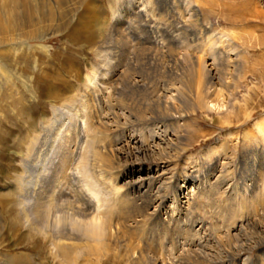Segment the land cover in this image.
<instances>
[{
    "label": "bare ground",
    "instance_id": "obj_1",
    "mask_svg": "<svg viewBox=\"0 0 264 264\" xmlns=\"http://www.w3.org/2000/svg\"><path fill=\"white\" fill-rule=\"evenodd\" d=\"M63 1L1 0L0 94L3 97L0 98L13 99L12 96L5 97L12 92L11 87L13 88L15 83V81H12L11 75H16V72L14 74L11 68L19 70V78L23 77L21 74L25 70L32 69L34 71L35 67L37 68L40 65L36 63V53H45L47 50V46L40 41L46 36L47 26L38 27L36 25L37 20H39V23L42 21L57 23L56 25L51 23L52 25L48 26L49 29L51 27L62 28L64 25V22L61 23V5ZM72 2L74 3V1ZM81 2H83L82 9L85 8L87 13L91 12L87 1L83 0ZM153 5V2L147 0H137L136 7L128 14L126 19L129 20L133 15L142 16V10L139 9V6L151 9ZM194 16H196V21L192 28V38L195 41L202 38L203 43L213 40L212 34H207L209 31L215 32L216 29L211 30L208 23L202 24V19L198 18V14H194ZM94 17L91 23L92 26L81 20L73 25L69 38L75 44L84 43L86 47H89L91 46V43H89L91 33L97 31L100 45L93 50L100 55L101 64L105 62L106 52L108 51L110 54L109 61L103 65L111 67L113 59L116 62L118 55L124 52L123 48H119V45L124 43L120 36V29L110 23L106 25V22L98 15H94ZM219 30L224 29L219 28ZM35 40H38L39 43L32 44L31 42ZM231 41L228 37L217 39V45L225 55L219 52L221 55L219 60L217 58V61L220 63L218 62L213 68L208 69L205 67L206 70L201 71L199 57H196L195 67L192 65L194 60L191 61V64L187 65L189 72L187 83H184L182 77H171V82L167 81V83L163 80L162 86L157 87L156 80L153 79L152 82L144 81L142 75L117 83L115 80L121 70L116 68V71L110 72L104 69V71L98 73L96 67H91L90 70L93 71L96 79L94 77V81L91 79L83 81V88L89 91L92 98H98L99 102L104 97L107 98L111 107L116 110L111 114L112 117L109 116L112 131L115 132L119 126L130 129L128 135L124 136L122 134L123 136L117 139L115 149H113L115 153L124 157L126 164H130L131 167L148 157L154 159V156H157V161H153V175L145 177L139 175L131 181L129 180L130 189L114 191L113 199L110 198L108 203L102 202L101 207L96 203L94 204L87 192L88 189H84L82 185L78 186L75 183L71 188L68 186L72 183L77 170L73 171L74 166L82 160L84 143L92 139L89 133H91L93 116L88 117L89 114L82 118L79 116L81 119H75L74 127L71 128L68 125V120H71V117L67 115L64 118L63 110L64 108L73 107L75 103L81 101L79 90L76 89V93L66 100L61 94L64 89L71 88L70 84L63 82L64 85L49 87L47 83H39L37 91L40 92V95L49 98L48 101L51 102L52 106L51 114L49 117H45L44 114L39 116L40 134H35L26 146L29 156L26 174L16 176V187L11 194L4 195L5 198L0 200L2 205H7L9 212L6 223L0 220V246L4 240V228L15 232L21 226L26 229L22 236H30L32 240H38L37 235H40L43 240L46 239L54 252V256L56 255V258H58L59 264H96L94 263L95 259L98 260L100 257L105 256L108 251L112 250V244L118 240L124 242V246H122L123 249L125 247L124 256L129 264H163V257L160 259L159 256L160 253L166 251V248L179 253L178 236H181L180 238L189 246L184 253L186 254V261L192 262V264H220L223 259L225 261L221 264H225V262L234 264V261L239 257L237 252L239 248L248 246L249 243H254L256 246L263 244L264 175L260 170L261 165L264 163V115L257 119L254 124L258 131L257 140L259 144L253 151L255 153L251 157L252 161L250 162V158L244 155L240 162L239 173L225 171L222 167V169L216 170V164L207 162L208 157L215 150V148L209 147L202 150L200 155H195V161L191 165L192 170L187 175H172L167 179V182L160 179L164 169L170 165L173 158L187 149L185 146L180 148V145H177L176 142L179 136L176 138L173 134L175 138L171 137L173 125L178 127L180 125L179 121L183 118V111H181L183 107L194 112L206 108L209 102L213 105L218 103V100H222L225 104L228 103L231 90L227 80L234 77V70L238 72L235 59L240 56L237 45L232 44ZM103 50L105 53H102ZM140 52H130L129 59L134 58L130 63L134 64V61L135 65H138L141 70L144 65H147L149 71H154L156 76L161 75L162 72L154 61L155 55L150 52ZM59 54L63 55L62 53ZM54 59L55 56L42 63L52 62ZM66 60L71 59L66 57ZM77 70L75 67L76 74H78ZM30 80V77L25 79V81ZM107 89H111L108 94L105 92ZM234 89L236 88L233 87L232 90L234 91ZM21 95L15 100V103L21 102L23 94ZM56 100H62V103L67 104L57 107L54 104ZM187 104H189L188 107H186ZM225 104L222 103L221 107H226ZM252 113V109L250 111L246 109L243 115L244 119ZM233 124L231 121H224L221 125ZM243 137L246 141H249L246 135ZM244 139L243 141H245ZM55 143L58 150L55 152V156H50L49 151ZM69 144L75 145L73 150L69 148ZM186 146L189 147L190 145L186 144ZM100 147V145H97L100 151H92L93 156L101 157V152H104L105 149L104 145ZM84 156H86L85 153ZM159 162L165 164V167H160ZM105 165L113 164L105 162L102 167ZM216 171L217 174H215ZM229 180L230 183L228 184ZM167 188L170 189L169 194L168 191H165ZM180 188H183V191ZM129 193L131 194L130 198ZM71 194L77 197L70 198ZM78 195L81 197H78ZM203 197L207 200L206 205L210 208L208 216L219 218L224 224L227 221L226 217L229 212L241 213L246 206L251 209L248 210L249 213L256 218L253 222L244 221L243 229L248 233L254 232V236L246 239H240L233 234L227 236L228 239H233L236 243H233L230 249L223 248L221 254L223 253L224 258L220 257L221 260L218 259L221 254L213 251L207 253L192 248L195 245L191 232L195 225L194 218H198L196 216V210L199 208L198 199ZM81 199L85 200L84 207L79 203ZM112 207L115 214L110 216ZM5 212L7 211L5 210ZM185 216H190L191 223L188 226L180 224ZM230 222L232 221L230 220ZM102 239L108 241V244L103 243ZM136 239L139 240L138 243ZM217 241L219 245H224L225 241L231 242L223 240L221 237ZM166 244H168V247H166ZM114 253L116 255L115 261L122 262L119 252ZM262 262L259 264H264Z\"/></svg>",
    "mask_w": 264,
    "mask_h": 264
},
{
    "label": "rangeland",
    "instance_id": "obj_2",
    "mask_svg": "<svg viewBox=\"0 0 264 264\" xmlns=\"http://www.w3.org/2000/svg\"><path fill=\"white\" fill-rule=\"evenodd\" d=\"M81 1L83 0L63 1L61 5V23L64 22V25L62 28L51 27L49 29L48 26L51 23L53 25L57 23L47 21L39 23V20H37L36 25L38 27L47 26L46 36L40 40L42 44L47 46V53H36V63L40 65L37 68L35 67L34 71L27 69L21 74L23 77L18 78L19 70L11 68L14 74L16 72V75H11V79L15 83L13 88L11 87L12 92L8 93L5 97L12 96L11 98L13 99L0 98V200L5 198L4 195L12 193V190L16 187V178L20 174H26L29 160L26 146L35 134H40L39 116L44 114L45 117H49L51 114L52 106L51 102L48 101L49 98L47 99L44 95H40V92L37 91L39 83H47L49 87H56L63 84V82L70 84L71 88L64 89L61 94L66 100L76 93V89L79 90L78 93L81 95V101L75 103L76 106L73 105V107L64 108L63 110L65 114L64 118L67 115L71 117V120L66 119L69 121L68 125L71 128L74 127L75 119H81L88 114V117L93 116L91 133H89L92 139L87 140V144L82 141L85 144L84 147L81 142L84 150H82V158L80 157L82 160L80 159L81 161H79L80 165L76 164L78 167L75 165L76 167L74 166L73 168V171L77 170L73 178L74 183L72 180L73 184H68L70 188L75 183L78 186L82 185L84 189H88L87 192L94 204L96 203L101 207L102 202L108 203L110 198L111 200L113 199L114 191H126L130 189L129 180L131 181L139 175L144 177L153 175V161H157V156H154V159L148 157L131 167L129 166L130 164H126L124 157L115 153L113 149H115L117 139L120 136L128 135L130 129L119 126L120 128L118 127L115 132L112 131L110 129V117H112L111 114L116 110L111 107L107 98L104 97L100 100L101 102H99L98 98H92L89 91L83 88L82 82L88 79L94 81L95 75L90 69L91 67H96L95 69L98 73L104 71V69L110 72L116 71V68L117 70H121L118 78L115 80L117 83L140 77V75H142L144 81L152 82L156 80L157 87L162 86L163 80L171 82V77H182L184 83H187V79H189L187 65L191 64V61L194 60L192 65L195 67L196 57H199L198 61L201 62H199L201 71L203 69L206 70V68L211 69L218 64L217 58L219 60L221 55L219 52L222 53V49L217 45L218 38H230L232 44L237 45L240 52L239 58L235 59L238 72L234 70V77L227 80L231 96L226 104L222 100H218V103L214 105L209 102L206 108L198 109L194 112L183 107L181 110L183 111V118L179 121L181 126L176 127L173 125L171 137L175 138L176 136L178 138L179 136L176 142L177 145H180V148L185 146L187 149L173 158L170 165L164 169V173L160 179L167 182V179L172 175H187L192 170L191 165L195 161V155H200L202 150L209 147H213L215 150L208 157L207 162L216 164V170L223 168L225 171H232L237 174L239 173L240 162L244 155L250 158V162L252 161L251 157L255 153L253 151L257 148V144H259L257 140L258 131L254 124L257 119L264 115V0H147L153 2V7L150 9L139 6L143 15H133L129 20L126 18L136 7L137 0H86L88 6L91 8V12L89 13H87L85 8H83L85 10L82 9L83 2ZM194 14H198V18L202 19V24L208 23L211 26V30L213 28L216 29L215 32L209 31L207 34H212L213 40L203 43L201 41L202 38L196 40L199 42H196L192 38V28L196 21ZM94 15H98V17L106 22V25L110 23L114 27L117 26L120 29V36L124 41L123 44L119 45V48H123L124 52L118 55L116 62L113 59L111 67L103 65L109 61L110 54L107 50L106 63L104 62L103 64L100 62V55L93 50L100 45L98 43L99 36L97 31L91 33L89 40L91 46L89 47H86L84 43L75 44L69 38L73 25L81 20L92 26L93 24L91 23L95 18ZM219 28L224 29L222 30L223 32ZM31 43L37 44L39 42L35 40ZM103 48L105 49L106 46ZM136 51H141L140 53L150 52L152 55H155L154 61L158 69L161 70V75L156 76L154 71H149L147 65H144L141 70L138 65H135L134 61V64H131L130 62L134 58L130 60V54ZM59 53L63 55L61 56ZM102 53H105V51L103 50ZM244 54H246L245 57H243ZM222 55L225 54L222 53ZM53 56H55V59L52 62L42 63ZM66 57L71 60H66ZM75 67L78 69V74L74 71ZM27 77H30L31 80L25 81ZM22 82L26 84L24 85ZM233 87L236 88L234 91L232 90ZM110 90H105L106 94ZM21 94H23L21 102L15 103V100L19 96H22ZM0 97L3 96L0 94ZM63 101L56 100L54 104L57 107H61L63 104H67L62 103ZM222 103L227 106L221 107ZM246 109H249V111L252 109L253 113L244 119L243 115ZM79 111L80 113H78ZM83 120L85 121L86 119ZM224 121H231L234 124L228 126L221 125ZM80 126L82 127V125ZM244 135H246L249 141L244 139ZM101 144L104 145L105 151L101 152V157L99 158L95 154L93 156L92 151H100L97 145L102 147L103 145ZM186 144L190 146L188 147ZM55 145L56 143L52 145L49 151L50 156L56 155L55 152L58 149ZM246 145H250L251 149L250 146ZM69 146L73 150L75 145L69 144ZM84 153L86 156H84ZM105 162H110L113 165L102 167V164ZM159 163L160 167H165V164ZM263 164L260 171L264 175ZM137 168L138 170L136 171ZM215 174H217V171ZM76 176L78 180H76ZM229 183L230 180L228 181ZM181 189L183 191V188ZM165 191H168L169 194L170 189L167 188ZM128 196L130 198L131 194L129 193ZM71 197L77 196L71 194ZM78 197L81 196L78 195ZM79 203L84 207L85 200L81 199ZM206 204L207 200L204 197L198 199L199 210H196L198 218H194L195 225L192 232L190 231L195 245L192 246L193 249L206 251L207 253L213 251L221 254L223 248L230 249L232 244L236 243L233 239H228V235H237L240 239L254 236V232L248 233L243 230L244 221L249 220L253 222L254 219L256 220L249 213L248 210L251 209L248 206L244 207L241 213L229 212L226 217L227 221L224 224L219 218H210L211 216H208L210 208ZM0 205V220L6 223L9 215L8 207L7 205H2V203ZM2 209H5L8 214L5 210L3 212ZM113 211L114 208L112 207L110 216L115 214V211ZM232 215L237 219L233 220L234 217ZM183 219L180 221V224L188 226L191 223L190 216H185ZM25 230L22 226L19 230H15V232L8 231V228L3 229L4 242L2 241V245L0 246V264H59V260L56 258V255L54 256V252L47 240H43L40 235H37L38 240H32L30 236H22L26 232ZM180 237H177L179 253L170 250V248H166V251L160 253L159 258L161 257L160 259H162L163 257V264H192V262H188L185 259L186 254L184 252L189 246ZM220 237L223 240L231 242L225 241L224 245H219L217 240ZM136 241L138 243L139 240L136 239ZM102 242L108 244V241L104 239H102ZM182 242L184 243L182 244ZM249 244V247L242 246L243 248L238 249L239 257L234 261V264H259L262 261L264 263V243L257 246L254 243ZM112 245V250L108 251L102 258L95 259L94 263L129 264V261L124 256L125 247L124 249L122 247L124 246L123 240L120 242L118 240ZM166 247H168V244H166ZM113 251L119 252L122 262L115 261L116 255ZM218 257L220 260V257L223 259V253ZM224 261L223 259L220 264Z\"/></svg>",
    "mask_w": 264,
    "mask_h": 264
}]
</instances>
